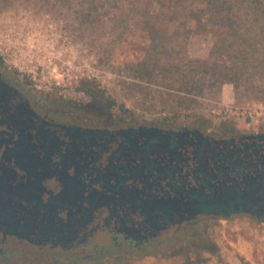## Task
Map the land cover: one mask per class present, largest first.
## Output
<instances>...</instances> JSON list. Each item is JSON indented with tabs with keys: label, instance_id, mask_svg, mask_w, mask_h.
Returning <instances> with one entry per match:
<instances>
[{
	"label": "rangeland",
	"instance_id": "rangeland-1",
	"mask_svg": "<svg viewBox=\"0 0 264 264\" xmlns=\"http://www.w3.org/2000/svg\"><path fill=\"white\" fill-rule=\"evenodd\" d=\"M172 1L0 0V65L76 121L264 134V14L238 23L214 7L206 22L196 12L186 19ZM194 233L143 255L108 252L97 240L105 251L89 260L16 247L0 264H264V222L255 218H207Z\"/></svg>",
	"mask_w": 264,
	"mask_h": 264
},
{
	"label": "flooded vegetation",
	"instance_id": "flooded-vegetation-1",
	"mask_svg": "<svg viewBox=\"0 0 264 264\" xmlns=\"http://www.w3.org/2000/svg\"><path fill=\"white\" fill-rule=\"evenodd\" d=\"M71 114V111L64 110L59 105L40 98L37 94L32 95L27 85L20 83L13 73L4 70L0 65V154L5 147H13L18 136H21L22 142L31 149L28 154L37 156L40 160L46 154H50V161L54 163L59 159L58 153L65 154V163L77 166V180L86 184L96 181L90 184V188L85 189L98 191L103 186L117 192L114 199H110L107 204L96 210L90 207L79 208L77 203H74L73 206L65 205L63 211L53 214L52 219L55 223L62 222L67 225L68 228L63 229V232H74L70 240L63 245L57 244L53 247L49 242L38 243L39 239L34 236H30L29 241L20 240L3 235L0 231V261L5 258V255L11 256L10 251L16 247L27 246L35 247L42 257L46 255L51 261L57 262L63 253L75 252L82 253L81 258L89 260L94 255L103 254L105 251L102 247L97 249V240L107 243L110 248L108 252L118 250L128 255L146 254V250L157 243L164 246V250H174L179 245L192 241L189 239L190 235L193 237L194 232L207 218H214L197 215L177 223L178 217L174 207L165 213L158 211L155 206V203L170 200L177 186L185 189L193 185L192 171L201 170L200 165L203 162L196 160L191 147L184 146L169 153H153L144 156L141 154L143 138L129 136V146L118 149V145L126 137L116 132L134 126L117 124V126L102 127L73 120ZM19 115L23 120L21 123L17 122ZM76 127L97 129L100 131L99 137L90 140H71L64 135L66 128L70 132ZM248 135L256 134H243L235 137L234 142L240 147L237 139ZM241 142L250 141L242 140ZM259 144L261 150L257 151L256 155L249 151L245 156L238 155L239 159L234 163L242 167H249L253 163H257L258 166L264 164V149L261 143ZM206 155L202 170L205 173H209L210 170L215 172L212 159H215V164L220 165L222 161L219 157L224 156L225 152L214 148ZM14 159L13 157L12 160ZM51 163L49 162L44 169L39 168L38 172L44 171L48 175H53L43 182V187L54 195L60 190L61 185L55 178L63 177V173L59 171L62 169L61 166L52 168ZM139 163H142L143 167L129 173ZM223 164L225 166V163ZM9 166H13L12 162ZM166 172L170 175V179L158 180ZM17 173L23 174L19 169ZM68 174L73 175V166L68 169ZM130 174H133V179L128 178ZM118 193H121L123 197L118 198ZM51 194L44 193L42 199L47 200ZM146 194L153 196L154 201L151 199L146 202ZM141 207L147 212H141ZM55 227L58 226L55 225ZM161 237H169V239L161 241ZM153 241L156 242L153 243ZM87 247H91L93 254L84 253ZM3 262L7 261L3 260Z\"/></svg>",
	"mask_w": 264,
	"mask_h": 264
},
{
	"label": "water",
	"instance_id": "water-1",
	"mask_svg": "<svg viewBox=\"0 0 264 264\" xmlns=\"http://www.w3.org/2000/svg\"><path fill=\"white\" fill-rule=\"evenodd\" d=\"M23 120L18 116L17 122ZM18 130V129H16ZM65 136L71 140H90L99 137V130L83 128H73ZM118 135L126 137L118 145V149L129 146V136L135 138L142 137L141 154L169 153L175 149L189 146L196 160L202 161L201 170H193L191 181L193 185L188 188L174 189V196L167 202L155 203L156 209L160 212H167L171 207L175 208L177 223L187 218L197 215L211 216L218 221H227L232 215H247L264 222V164L253 163L249 167H242L234 163L239 159L238 155H243L249 151L256 155L261 150L260 144L264 149V134L248 135L237 139H222L208 136L198 129L181 130H162L152 126L127 127L116 132ZM247 140L250 142H241ZM252 147L254 149H252ZM217 148L225 152L224 156L219 157L222 163L217 165L212 159L213 168L209 173L202 170L207 153ZM30 147L22 142L21 136L13 143V147H5L0 154V231L3 235L13 236L20 240L29 241L30 236L37 237L38 243L49 242L55 247L57 244L63 245L68 242L74 232H63L68 228L64 223H55L52 219L53 214L63 211L65 205L77 203L79 208L90 207L93 210L103 207L110 199H114L117 193L113 189L100 187L98 191L90 189V181L84 183L77 180L78 171L76 165H67L64 161L65 154H57L59 158L56 162L50 161V154L38 158L28 154ZM66 151V150H65ZM203 153L205 155H203ZM15 158L12 160V158ZM217 159V158H216ZM13 166H9L11 165ZM55 168L61 166L59 170L63 177L56 180L61 183L60 190L54 195L51 191L43 187V182L53 177L46 172H38L44 169L48 163ZM225 163V166H223ZM73 166V175L68 174V169ZM143 167L142 163L137 164L129 173L138 171ZM22 171L18 175L17 170ZM153 170V168H151ZM130 174L129 179H133ZM170 179L168 172L163 173L158 180ZM190 181V182H191ZM79 182V185L77 183ZM190 182L188 184H190ZM117 188V187H116ZM109 192V194H108ZM50 195L47 200L42 199V195ZM157 195V194H156ZM146 194V202L153 200L154 197ZM123 195L118 193V198ZM59 209V210H56ZM141 212L147 210L141 207ZM55 225L58 227L56 228Z\"/></svg>",
	"mask_w": 264,
	"mask_h": 264
},
{
	"label": "trees",
	"instance_id": "trees-1",
	"mask_svg": "<svg viewBox=\"0 0 264 264\" xmlns=\"http://www.w3.org/2000/svg\"><path fill=\"white\" fill-rule=\"evenodd\" d=\"M171 6L173 7L172 10L182 9L186 19H190L187 13L193 14L196 12L200 16L206 15L207 18H204L206 22L212 20V13L214 12L209 11L214 7H218L222 14L228 15L233 22L238 23L251 19L254 14H264V0H174ZM197 19L194 18L193 21L195 22ZM79 91L88 96H92L94 93L84 83L81 84Z\"/></svg>",
	"mask_w": 264,
	"mask_h": 264
}]
</instances>
